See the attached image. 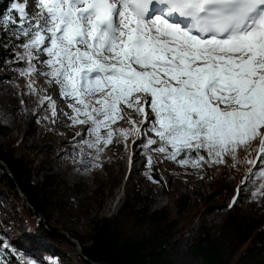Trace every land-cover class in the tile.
Masks as SVG:
<instances>
[{
  "label": "snow or ice",
  "instance_id": "1",
  "mask_svg": "<svg viewBox=\"0 0 264 264\" xmlns=\"http://www.w3.org/2000/svg\"><path fill=\"white\" fill-rule=\"evenodd\" d=\"M34 4L30 15L28 0H11L0 27L19 20L15 31L25 51L17 59L27 64L21 75L40 72L74 101L70 119L87 125L84 146L99 153L114 134L125 142L135 136L150 152L201 167L224 163L225 156L235 161L238 149L258 141L249 163L255 169L260 161L259 170L249 173L264 178V0ZM28 88L36 93L31 80ZM45 101L55 115V102ZM128 109L141 117L139 126ZM124 119L131 127H112Z\"/></svg>",
  "mask_w": 264,
  "mask_h": 264
},
{
  "label": "rangeland",
  "instance_id": "2",
  "mask_svg": "<svg viewBox=\"0 0 264 264\" xmlns=\"http://www.w3.org/2000/svg\"><path fill=\"white\" fill-rule=\"evenodd\" d=\"M34 7V1L28 2L26 11L31 15ZM4 33L14 43L11 51L23 54L25 49L15 45L23 36L14 30ZM1 45L0 50L4 43ZM40 55L41 59L46 58ZM33 63L37 69L47 71L43 63ZM26 67L25 61L0 58V87L4 89L0 94V152L13 146L6 157L16 159L17 163L16 176L5 168L0 169V238L17 256L19 264L25 261L83 264L72 239L79 241L81 247L89 244L96 223L106 219L115 222L123 238L145 239L151 245L164 243L166 254L174 264H201L190 255V250L204 236L222 242L229 263L264 262V194L260 191L264 178L249 173L254 169L249 161L257 157L253 149L258 147V141L238 149L235 161L225 156L224 163L193 167L173 164L164 154L150 152L135 136H129L125 142L119 134H114L112 143L100 145L103 152L112 156L108 162L96 159L97 154L102 157L101 151L97 153L95 148L89 149L75 141L72 147L81 143L87 153L83 154V163L73 162L78 169H71L62 152H67L69 142L80 134L89 138L87 126L73 124L70 119L73 112L68 107L61 119H56L58 114L53 116L52 124H46V137H41L33 129L35 119L24 111L29 108L36 115L43 106L46 109L48 106L36 118L41 131L52 109L48 103H41L40 98L46 95L54 101L55 88L59 90V85L37 72L24 75L35 79L36 93L28 87L13 89L8 79L13 77L11 81L23 84L21 70ZM63 101L67 106L74 102L71 98ZM5 108H9L15 126L7 123ZM145 109L149 110L147 105ZM127 112L139 126L141 117L131 109ZM22 117L24 121H20ZM112 127L125 129L131 125L124 119ZM55 129L61 135L60 142ZM147 135L156 138L152 132ZM49 136L55 138L54 142H47ZM161 156L163 159H157ZM259 164L257 161L254 171L259 170ZM12 184L32 187L38 194L39 217L43 222L39 229H29L21 214L27 202L21 193L20 196L12 191L8 193Z\"/></svg>",
  "mask_w": 264,
  "mask_h": 264
},
{
  "label": "trees",
  "instance_id": "3",
  "mask_svg": "<svg viewBox=\"0 0 264 264\" xmlns=\"http://www.w3.org/2000/svg\"><path fill=\"white\" fill-rule=\"evenodd\" d=\"M10 2L11 0H0V14H2L8 9ZM20 2H22V0H20ZM12 15L16 16L17 14L13 12ZM18 24H19V20L17 19L16 25L9 24L7 27H0V45L4 43V46L0 50V58H2L3 60L13 59L14 61L16 60L18 61L16 57L17 55H15L10 49L14 43L8 41L6 37V33H4V31L5 32H9L11 30L15 31ZM23 43H24V37L21 38L19 41H17L15 45L21 46L23 45ZM12 79L13 77L8 79L9 85H11L13 89L16 86L17 90L28 87L30 80L32 82H35V79H31V77L26 78V76H24L23 79L24 83L19 85L17 84V82L11 81ZM39 89L42 90L43 92L45 91L40 86ZM0 91L1 94L2 91H4V89L0 87ZM45 97L47 96L45 95ZM46 103L48 102L45 101V104ZM46 110H48V106L47 109L43 106L41 110L36 112V115L35 113L33 114L32 110H30L29 108H26V110L24 111V112L27 111V116L35 119L33 129L36 132H39L41 137H46V133H45L46 124L47 123L52 124L54 120V117L52 116L51 119H48L47 122H44V127L41 131L38 129L36 118L39 114L43 113ZM20 121H24V117H22ZM54 131L56 137L59 138L58 141L60 142L61 141L60 133L56 129ZM82 138L87 139L83 136V134H80L77 139H74L71 142H69L68 151L62 152L65 154L66 159L69 160L67 166H69V168L71 169H75V170L78 169L77 167H74L75 163L73 162L80 160V162L83 163L84 161L83 155L81 154V151L83 149L81 147V143L76 148L72 147V144L75 141H78V143L82 142ZM54 140L55 138L49 136L47 142H52V141L54 142ZM139 141L140 143H143V139ZM12 147H5L3 153L0 152V161H2L8 167L12 176L14 175L16 176L17 174L16 159H13L12 157H6V155H8L13 150ZM101 152H102V157H99V154L97 155L95 154L96 157L98 156L100 160L108 162V160L112 159V156L110 154L103 152V150ZM83 153H87L86 150L83 149ZM73 157H77L76 160H72ZM157 159H163V158L161 156ZM57 162H60L59 159L57 160ZM171 163L180 165L179 163L173 160H171ZM0 169L5 170L1 164H0ZM84 172L85 169L83 173ZM255 176L256 175L253 174V177ZM8 190H9L8 193L12 191L14 192V194H19V196L21 190L26 196L27 205L22 209L21 214L25 219L26 223L28 224L29 229L36 230L42 227L43 222L42 219L39 217V214L41 213L40 199L38 198V194L32 189V187H25L21 184L20 185L12 184ZM3 245L6 244L0 238V264H19L20 262H18L17 256H15L8 249V247H4ZM82 249L84 255L89 260L100 264H174L166 254L164 243L158 245H151L148 244L145 239L123 238L121 232L117 229V226L112 219H106L103 222L96 223L94 228V235L92 236L89 244L82 245ZM35 250L37 249L35 248ZM190 255L194 259L200 260L201 264H238L237 262L235 263L228 262L227 250L223 246L222 242L213 236H204L198 239V241L191 246ZM81 260L83 261L82 258ZM83 264H88V263L83 261ZM247 264H264V262L252 261Z\"/></svg>",
  "mask_w": 264,
  "mask_h": 264
},
{
  "label": "bare ground",
  "instance_id": "4",
  "mask_svg": "<svg viewBox=\"0 0 264 264\" xmlns=\"http://www.w3.org/2000/svg\"><path fill=\"white\" fill-rule=\"evenodd\" d=\"M16 55V54H15ZM43 55V54H42ZM45 57V56H44ZM54 96H55V99H54V101H55V105H56V107H55V114H58L57 116H55L56 117V119H61L63 116H64V114H65V112L67 111V109H68V106L64 103V101H63V98L61 97V95H60V90H58V89H56L55 88V92H54ZM59 100V101H58ZM9 108H5V112H7V113H5L4 114V116L6 117V121H7V123L8 124H14V126L16 125V123H14L13 122V120L11 121V117H10V113H8V110ZM52 116H54L53 115V113H52V111L49 113V115L47 116V119H51V117ZM54 117V118H55ZM3 119H4V117H3ZM17 120V119H16ZM15 121V120H14ZM17 122V121H16ZM17 128V127H16ZM20 133H22V132H20ZM139 156V153H137V154H134V157H138ZM135 158V159H136ZM137 160V159H136ZM134 161V160H133ZM37 249V248H36Z\"/></svg>",
  "mask_w": 264,
  "mask_h": 264
},
{
  "label": "water",
  "instance_id": "5",
  "mask_svg": "<svg viewBox=\"0 0 264 264\" xmlns=\"http://www.w3.org/2000/svg\"><path fill=\"white\" fill-rule=\"evenodd\" d=\"M0 164H1V165H2V166L8 171V173H10L8 167H7L3 162H0ZM20 193H21L23 199L27 202V198H26V196L24 195V193H23L21 190H20ZM72 242L77 246V248H78V250H79V253H80V256H81V258L83 259V261H85V262L88 263V264H100V263H96V262H93V261L89 260V259L84 255L83 249H82V247H81L79 241L72 239Z\"/></svg>",
  "mask_w": 264,
  "mask_h": 264
}]
</instances>
